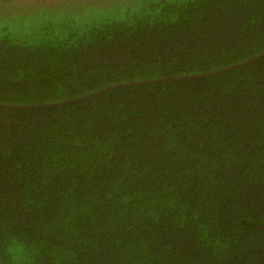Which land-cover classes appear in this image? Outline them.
I'll list each match as a JSON object with an SVG mask.
<instances>
[{
	"label": "trees",
	"instance_id": "1",
	"mask_svg": "<svg viewBox=\"0 0 264 264\" xmlns=\"http://www.w3.org/2000/svg\"><path fill=\"white\" fill-rule=\"evenodd\" d=\"M263 51L264 0H0V264H264Z\"/></svg>",
	"mask_w": 264,
	"mask_h": 264
},
{
	"label": "water",
	"instance_id": "2",
	"mask_svg": "<svg viewBox=\"0 0 264 264\" xmlns=\"http://www.w3.org/2000/svg\"><path fill=\"white\" fill-rule=\"evenodd\" d=\"M263 54H264V51H263L262 53H260V54L256 55V56H254L253 58H251V59H249V60L245 61V62H248V61H251V60H253V59H256V58H258V57L262 56ZM245 62H243V63H245Z\"/></svg>",
	"mask_w": 264,
	"mask_h": 264
},
{
	"label": "rangeland",
	"instance_id": "3",
	"mask_svg": "<svg viewBox=\"0 0 264 264\" xmlns=\"http://www.w3.org/2000/svg\"><path fill=\"white\" fill-rule=\"evenodd\" d=\"M20 1H30V2H34V1H37V2H40L42 0H20ZM45 2H53V0H44ZM56 1V0H55Z\"/></svg>",
	"mask_w": 264,
	"mask_h": 264
}]
</instances>
